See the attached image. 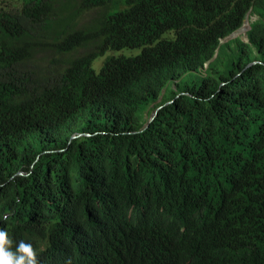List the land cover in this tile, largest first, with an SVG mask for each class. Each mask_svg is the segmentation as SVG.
<instances>
[{
	"label": "trees",
	"instance_id": "trees-1",
	"mask_svg": "<svg viewBox=\"0 0 264 264\" xmlns=\"http://www.w3.org/2000/svg\"><path fill=\"white\" fill-rule=\"evenodd\" d=\"M17 1L0 9V224L13 241L48 264H150V250L264 264V0ZM245 20L246 40H225ZM54 55L61 72L22 71ZM143 103L162 109L144 120ZM200 226L193 242L170 232Z\"/></svg>",
	"mask_w": 264,
	"mask_h": 264
},
{
	"label": "clouds",
	"instance_id": "clouds-1",
	"mask_svg": "<svg viewBox=\"0 0 264 264\" xmlns=\"http://www.w3.org/2000/svg\"><path fill=\"white\" fill-rule=\"evenodd\" d=\"M9 1L16 2L17 0H9ZM14 7L15 6H13L11 9H13ZM79 52L80 54L82 53L81 51ZM110 55H114V53H110ZM37 59H35L34 61H36ZM31 63H27V64H31ZM25 65H23V67ZM63 68L64 66L62 67L60 72L63 70ZM22 71L31 72V71H24L23 68H22ZM169 100L170 102L172 101V99L170 98ZM170 102L168 104H170ZM160 109L162 108H159V107L157 108V110H160ZM81 135L82 134L80 133L73 134L69 138V141L77 137H81ZM84 135L89 136V134H84ZM18 173H23V172L18 171L16 174ZM21 175H24V173ZM200 228L201 226L196 229L173 228L170 230V232L178 236H181L190 242H193L196 240L195 231ZM14 243H15V246L13 245ZM148 258L150 260V264H184V260L180 255L174 254L168 250H163L161 253H152V251L150 250L148 254ZM0 264H48V263L42 260L40 255H37V253L35 252L30 242H26L23 239L14 242L13 239L10 237L8 230H6V228L4 227H1V224H0Z\"/></svg>",
	"mask_w": 264,
	"mask_h": 264
},
{
	"label": "rangeland",
	"instance_id": "rangeland-1",
	"mask_svg": "<svg viewBox=\"0 0 264 264\" xmlns=\"http://www.w3.org/2000/svg\"><path fill=\"white\" fill-rule=\"evenodd\" d=\"M13 6H19V1L16 2H11L9 0H0V9L1 10H5L8 11L10 10ZM93 14V13H92ZM91 12H86L84 14L81 15L80 19V23H84L86 20H88L90 18ZM248 30V22L247 20H245L244 24L241 26L240 29H238L237 31H235L234 34H232L231 36H229L227 39H234V38H239L241 40H246L244 33H246V31ZM223 40V41H225ZM222 41V42H223ZM80 54V52L77 53H73L70 54L68 57H75L78 56ZM118 54H123V55H130L131 51H127L124 50ZM110 55L109 54H104L103 56H101V58H97L93 61V63L91 64L92 69L95 72H98L101 68L102 62L104 61V59ZM134 55V54H133ZM67 59V57H59L57 55L54 56H50L48 59L42 61L40 58L37 59L36 61H34L31 64H27L23 67L24 71H31L37 78L41 79H46L48 77H51V75L56 74L58 72H60V70L62 69V67L65 65V60ZM188 80H193L195 85L198 86L200 83V79L196 78V77H185V76H181L180 77V85L184 86V84L186 82H188ZM190 86V85H189ZM164 90L161 92L159 99H158V104L160 103V101L162 100L161 98L163 96H167L171 93V91H175L177 89V87L174 85V83L172 81H168V83L166 84V86L163 88ZM170 100L167 99L166 103H169ZM172 102V101H171ZM170 102V103H171ZM157 103H148V104H142L140 107V110L138 111V117H142L144 114V120L146 118H148L147 113L149 109H154L155 110V104ZM152 104V105H151ZM19 175L23 174V173H18Z\"/></svg>",
	"mask_w": 264,
	"mask_h": 264
},
{
	"label": "bare ground",
	"instance_id": "bare-ground-1",
	"mask_svg": "<svg viewBox=\"0 0 264 264\" xmlns=\"http://www.w3.org/2000/svg\"><path fill=\"white\" fill-rule=\"evenodd\" d=\"M166 104H168V103H166ZM162 106H159V108H161ZM157 109L156 110H154V112L152 113V115H151V117H150V119H149V121H151L154 117H155V115H156V113H157Z\"/></svg>",
	"mask_w": 264,
	"mask_h": 264
}]
</instances>
